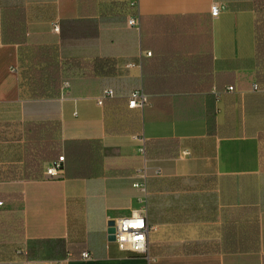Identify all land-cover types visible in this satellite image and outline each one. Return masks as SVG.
I'll use <instances>...</instances> for the list:
<instances>
[{
  "label": "crops",
  "instance_id": "obj_1",
  "mask_svg": "<svg viewBox=\"0 0 264 264\" xmlns=\"http://www.w3.org/2000/svg\"><path fill=\"white\" fill-rule=\"evenodd\" d=\"M257 23L256 0H0V264H264ZM134 209L143 254L107 238Z\"/></svg>",
  "mask_w": 264,
  "mask_h": 264
},
{
  "label": "built area",
  "instance_id": "obj_2",
  "mask_svg": "<svg viewBox=\"0 0 264 264\" xmlns=\"http://www.w3.org/2000/svg\"><path fill=\"white\" fill-rule=\"evenodd\" d=\"M219 12L218 4H212L210 7V13L212 16H216ZM129 26H137L138 20L137 16H130L127 20ZM54 30H57L58 27L55 25ZM150 54V52H147ZM65 86H68V83H65ZM256 88V85H254ZM233 89V86H228L227 91ZM111 90H104L102 95L99 97L98 103L102 102V99L106 96H111ZM146 103L145 96L138 90H133L129 94L128 106L132 108H143ZM63 156H58L53 159L49 166L45 169V173L48 175H57L63 171ZM141 176L144 177L145 174L142 171ZM134 186L143 188L142 183H135ZM1 204V202H0ZM113 228L114 242L117 247L121 250H127L135 254H143L147 252L148 248V235L151 230V227L147 224L145 217L141 209H134L128 215L115 218ZM81 258L89 257L88 252H82ZM57 264H62L58 262Z\"/></svg>",
  "mask_w": 264,
  "mask_h": 264
},
{
  "label": "trees",
  "instance_id": "obj_3",
  "mask_svg": "<svg viewBox=\"0 0 264 264\" xmlns=\"http://www.w3.org/2000/svg\"><path fill=\"white\" fill-rule=\"evenodd\" d=\"M256 7L258 13L256 53L260 56L261 62L264 63V0H256ZM262 76H264V72Z\"/></svg>",
  "mask_w": 264,
  "mask_h": 264
},
{
  "label": "water",
  "instance_id": "obj_4",
  "mask_svg": "<svg viewBox=\"0 0 264 264\" xmlns=\"http://www.w3.org/2000/svg\"><path fill=\"white\" fill-rule=\"evenodd\" d=\"M113 224H114V221L113 220H109L107 222V238L110 241H113L114 240V236L112 234L113 233V228H112Z\"/></svg>",
  "mask_w": 264,
  "mask_h": 264
}]
</instances>
